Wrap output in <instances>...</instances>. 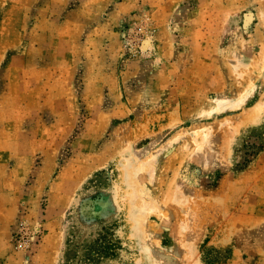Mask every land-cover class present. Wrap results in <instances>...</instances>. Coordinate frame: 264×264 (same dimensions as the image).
Segmentation results:
<instances>
[{
    "label": "rangeland",
    "instance_id": "1",
    "mask_svg": "<svg viewBox=\"0 0 264 264\" xmlns=\"http://www.w3.org/2000/svg\"><path fill=\"white\" fill-rule=\"evenodd\" d=\"M0 264H264V0H0Z\"/></svg>",
    "mask_w": 264,
    "mask_h": 264
},
{
    "label": "crops",
    "instance_id": "2",
    "mask_svg": "<svg viewBox=\"0 0 264 264\" xmlns=\"http://www.w3.org/2000/svg\"><path fill=\"white\" fill-rule=\"evenodd\" d=\"M173 62L175 63V61H173ZM156 68L157 69H155V70H156L157 79H158L159 82H158L157 86H155L152 90H153V92L155 94L154 96L156 97L158 103L161 104V105L163 104L165 106L166 105V102L167 103L170 102L169 101V98H168V94L169 95H172L173 92H171L172 86L167 88L165 86L166 84H164L163 81L165 80V82H167L168 78L172 79L173 76H169V77H167L166 75L165 76L164 75L161 76L162 75V72H160V71H161L162 68L160 67V65H158ZM184 68H186V65L185 64H179V71L185 70ZM164 73L166 74V72H164ZM180 74L181 75H185V73H182V72ZM199 75L200 74H198V76ZM180 78L183 79L182 77H180ZM162 93L165 94V95L167 94V96H165V98H164V95ZM163 99H168V101H162ZM163 109H165V107Z\"/></svg>",
    "mask_w": 264,
    "mask_h": 264
},
{
    "label": "bare ground",
    "instance_id": "3",
    "mask_svg": "<svg viewBox=\"0 0 264 264\" xmlns=\"http://www.w3.org/2000/svg\"><path fill=\"white\" fill-rule=\"evenodd\" d=\"M146 44H147V43H146ZM148 45H149V44H148ZM248 98H249V97H248ZM248 98H244V99H242L241 101H238V102H236V101H231V100H230V105L228 104V105H229L228 110L236 108V107L238 106V104H239V107H240V104L245 103L246 100H247ZM249 99H250V98H249ZM224 103H225V102H219L218 105H217V108L215 109V111L218 110V109H222L223 106H225ZM241 106H242V105H241ZM200 149H201V148H198V146H197V147L194 149V150H195V153H196V152H199ZM201 150H202V149H201Z\"/></svg>",
    "mask_w": 264,
    "mask_h": 264
}]
</instances>
